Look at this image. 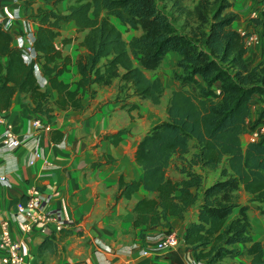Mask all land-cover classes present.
<instances>
[{"label": "trees", "instance_id": "trees-1", "mask_svg": "<svg viewBox=\"0 0 264 264\" xmlns=\"http://www.w3.org/2000/svg\"><path fill=\"white\" fill-rule=\"evenodd\" d=\"M44 1L55 4L61 0ZM69 1L65 11L39 8L36 12L39 20L32 46L42 73L56 92L52 105L82 108V94L92 97V84L108 83L117 74V67L123 69L119 78L129 82L135 94L156 104L162 83L157 76H146L134 59L154 67L168 50L179 55L176 64L181 71L174 74L179 87L170 91L166 118L154 123L135 146L133 158L140 177L125 181L119 175L116 180V196L129 197L139 185L151 193L132 205L131 224H161L169 216L183 218L187 208L196 204L195 218L185 223L181 237L195 261L221 264L224 257L245 254V264H264L262 243L246 231V205L236 203L239 186L250 199L264 203V131L244 145L240 140L253 94H264V57L250 67L246 65L243 33L231 26L236 14L225 10L230 2L217 0L206 31L194 41L177 30L155 0ZM109 15L129 28H140V34L125 40ZM257 16L250 19L258 23ZM67 20L84 31L80 44L86 49L75 58L79 77L73 89L58 79L69 59L63 56L57 60L61 53L52 42L58 22ZM260 24L264 38V19ZM10 41L9 32L0 28V111L14 92H23L31 102V111L49 121L52 105L48 93L38 85L32 63L23 62L20 50ZM260 99L262 104L252 120L255 127L264 124V97ZM126 131L120 128L103 137L116 143ZM190 145L194 150L186 163L176 168L181 176L166 175L171 157H182ZM193 166L218 169L220 178L203 186V175ZM236 206L239 214L230 216ZM260 211L264 212V207ZM54 247L47 236L38 244L39 251Z\"/></svg>", "mask_w": 264, "mask_h": 264}, {"label": "crops", "instance_id": "crops-1", "mask_svg": "<svg viewBox=\"0 0 264 264\" xmlns=\"http://www.w3.org/2000/svg\"><path fill=\"white\" fill-rule=\"evenodd\" d=\"M240 8L231 7L236 16L231 22L237 31L247 30L249 21L246 19L251 0ZM69 0H61L55 4L44 0H0V11L8 14L12 7H18L20 17L29 22L33 30L38 25L37 9L47 8L65 11ZM110 21L121 31L128 28V37L140 34V28H129L121 24L113 15ZM22 20L13 23L16 29L22 31ZM15 26V27H14ZM58 33L53 37V45L60 50L61 60L68 57L66 68L58 75V79L68 83L69 89L75 87L79 77L75 65L77 55L86 51L80 40L84 33L77 30L71 20L59 21ZM15 31V30H14ZM14 31H8L11 45H15ZM63 38H69L63 41ZM258 47L245 53L248 67L261 59ZM177 52L168 50L152 70L143 72L146 76H157L163 86L158 103H151L133 91L129 82L119 78L122 72L117 67V74L106 83H94V94L81 96L82 108L61 109L52 105L56 97L42 73L40 62L35 60V78L40 88L45 89L51 101L52 110L48 130H33L40 157L28 163L31 157L30 140H23L14 149H4L0 146V175L5 182L0 181V212L8 215L18 201L23 200L25 189L36 185L42 190L40 209L58 217L66 227L52 230L45 235L33 229L22 231L15 222L11 223V234L20 244V252L29 264H194L191 250L181 240L184 225L195 218L196 204L187 208L184 217L169 216L161 224L133 226L132 205L150 192L139 185L129 197L117 195L116 180L119 175L123 180L138 179L141 174L135 163L133 153L140 137L156 122L166 118V105L170 91L179 87L173 72L177 69ZM36 71V70H35ZM151 72H154L151 74ZM253 100V98H252ZM161 104V109L158 105ZM253 106V104H252ZM31 102L23 92H14L8 105L0 111V117L11 122L16 133L21 135L32 131L30 120L34 117L47 119L30 109ZM250 116V115H249ZM260 125V124H258ZM256 126L259 128V126ZM124 128L119 140L113 143L110 138L103 137ZM259 130V129H258ZM264 130L256 131L257 134ZM192 140L189 143L192 144ZM244 145V144H243ZM194 150L192 146L190 152ZM98 160V164L91 163ZM168 165L165 174L171 178H179L181 174ZM195 171L204 174L198 166ZM207 169V168H206ZM209 170V169H207ZM236 203L246 205L244 213L248 222L247 233L253 240H259L264 247V212L260 210L262 202L250 199V195L241 186L237 189ZM238 206L234 207L230 216L238 215ZM173 230L178 235V243L164 251H158L148 241L151 235L160 231ZM54 242V250L42 248L38 244L43 237ZM98 241L101 244H98ZM138 246L147 250L145 254L129 251L130 247ZM242 247V244H238ZM248 257L245 254L224 257L221 264H245Z\"/></svg>", "mask_w": 264, "mask_h": 264}, {"label": "built area", "instance_id": "built-area-1", "mask_svg": "<svg viewBox=\"0 0 264 264\" xmlns=\"http://www.w3.org/2000/svg\"><path fill=\"white\" fill-rule=\"evenodd\" d=\"M260 11H264V0L256 1L252 5V8L249 9L248 17H255ZM17 20H26L21 19L18 7H12L8 14H3L0 11V28L6 31L15 30L13 35L15 45L13 46L20 50V56L23 62L32 63L34 75L35 72L38 74L36 67V71L34 70L36 51L32 46L34 39L33 30L30 28L28 21H23V25H21L22 31H19L20 23L16 29H12L13 23ZM239 32L243 33V44L246 52L260 45L261 39L256 33L248 30H240ZM30 125L32 131L28 130L19 135L14 130L11 122L0 117V146L4 149L11 150L19 146L23 140H30L31 157L28 159V163H32L35 158L41 155L37 148L34 133H32L33 130H48L50 128V123L40 117L32 118ZM258 126L259 131L264 130V124ZM252 135L249 136V140H254L258 136L256 131ZM0 181L5 182L3 175H0ZM23 194V200L16 203L12 212L6 216H2L0 212V264H29L20 252L19 242L11 234L12 222L17 223L22 231L28 232L36 229L44 235L52 230H60L66 227L58 217L40 209L42 190L39 186H28ZM148 241L153 245L154 249L164 251L178 243V235L173 230L160 231L151 235ZM98 244H101V242L98 241ZM129 251H137L143 254L147 252L146 249L138 246L130 247ZM193 263L203 264V262L195 261L194 259Z\"/></svg>", "mask_w": 264, "mask_h": 264}, {"label": "rangeland", "instance_id": "rangeland-1", "mask_svg": "<svg viewBox=\"0 0 264 264\" xmlns=\"http://www.w3.org/2000/svg\"><path fill=\"white\" fill-rule=\"evenodd\" d=\"M157 7L160 11L165 13L170 21L176 26L179 32L190 36L194 41L198 39V37L206 31L208 24L211 20V13L214 6L217 4V0H155ZM230 2V6L225 8V10H231V7L240 8L241 5L244 7L246 4L245 1L238 0H228ZM252 4L248 7V12L246 19L249 21L248 31H252L256 33L261 38V43L258 46V53H260L264 57V38L262 37L263 28L261 26V21L264 19V14L262 12L258 13L257 19L258 23L252 21L248 17L249 9L252 8V5L259 0H251ZM261 1V0H260ZM121 29V35L123 37H128L130 34L127 29ZM141 30V29H140ZM134 63L140 65L145 70H152L155 67L143 65L141 61L134 59ZM180 69L177 67L176 71L172 74L174 75L176 72L180 73ZM154 72H151V74ZM261 97H264V94L258 95L253 94V106L251 107L250 116L247 118L246 131L240 135L241 143L244 144L247 140H249V136L252 135L253 132L259 131L258 127L252 125V120L258 111V108L261 106L262 101ZM161 109V104L158 105ZM253 136V135H252ZM192 145H190L189 152L185 153L182 157H178L177 155H173L170 159L169 165L174 168L179 167L182 164H185L188 157L190 156V150ZM182 163V164H181ZM170 166V167H171ZM195 169V167H194ZM204 174V184L214 181L220 178V174L218 169L216 170H207L202 169ZM201 188V187H200ZM260 207H264V203L260 204Z\"/></svg>", "mask_w": 264, "mask_h": 264}, {"label": "water", "instance_id": "water-1", "mask_svg": "<svg viewBox=\"0 0 264 264\" xmlns=\"http://www.w3.org/2000/svg\"><path fill=\"white\" fill-rule=\"evenodd\" d=\"M182 237V236H181Z\"/></svg>", "mask_w": 264, "mask_h": 264}]
</instances>
